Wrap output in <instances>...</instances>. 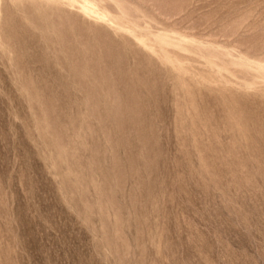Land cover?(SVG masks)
<instances>
[{
    "label": "rangeland",
    "instance_id": "obj_1",
    "mask_svg": "<svg viewBox=\"0 0 264 264\" xmlns=\"http://www.w3.org/2000/svg\"><path fill=\"white\" fill-rule=\"evenodd\" d=\"M0 264H264V0H0Z\"/></svg>",
    "mask_w": 264,
    "mask_h": 264
}]
</instances>
